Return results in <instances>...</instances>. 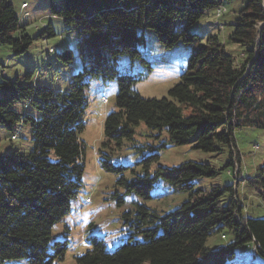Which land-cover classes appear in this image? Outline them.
I'll use <instances>...</instances> for the list:
<instances>
[{
  "label": "trees",
  "instance_id": "1",
  "mask_svg": "<svg viewBox=\"0 0 264 264\" xmlns=\"http://www.w3.org/2000/svg\"><path fill=\"white\" fill-rule=\"evenodd\" d=\"M224 1L50 2L51 15L76 33L81 70L71 75L64 92L6 79L0 82V127L15 140L16 129L26 127L32 143L28 155L0 154V263L56 264L64 258L67 241L52 242L51 231L68 214L82 187L85 149L80 138L81 118L91 79L115 81L117 86L116 111L103 124V147L130 141L134 128L143 123L166 137L164 149L166 144L191 145L203 153H216L225 147L229 151L225 168H236L240 158L235 132L245 127L264 131V0H247L231 25L228 40L242 51L237 65L216 35L204 37L198 29L205 11L215 8L216 17ZM145 29L165 49L179 43L195 48L167 98L141 97L134 90L139 79L116 70L122 56L146 66L138 50L144 39L138 31ZM44 34L54 35L50 25L43 27L40 37ZM30 44L12 5L0 0V45L18 56ZM64 57L66 63L72 60L70 50ZM147 67L150 72L151 66ZM30 77L26 75L27 81ZM157 158V154L146 158L145 170ZM102 165L109 172L119 171L108 156ZM216 172L206 164L189 161L158 167L151 175L146 172L130 182L122 179L126 193L142 200L151 199L150 191L159 182L186 192L188 199L162 216L137 205L133 214L123 216L128 236L121 245L109 252L101 240L93 239L91 249L76 257L75 264H230L232 248L245 244H252L264 258V219L242 214L231 187L205 192L195 186V180L214 177ZM246 184L264 201V165ZM222 227L232 232L233 243L207 249L212 230L219 232Z\"/></svg>",
  "mask_w": 264,
  "mask_h": 264
},
{
  "label": "rangeland",
  "instance_id": "2",
  "mask_svg": "<svg viewBox=\"0 0 264 264\" xmlns=\"http://www.w3.org/2000/svg\"><path fill=\"white\" fill-rule=\"evenodd\" d=\"M7 1L14 8L25 35L31 39V44L24 54L18 56H14L8 46L0 45V82L6 79L19 84L25 82L60 92L66 91L71 75L81 70V59L73 27L52 16L49 11L50 2L58 4L59 0ZM246 1L225 0L222 4L225 13L218 21L215 8H210L198 23V29L204 37H218L226 51L234 57L236 65L242 60L241 47L234 46L228 37L232 32L231 25L245 7ZM22 4L26 5L25 8H21ZM46 25L52 27L54 35L48 37L44 34L40 37ZM138 33L144 38L138 50L146 66L140 60L131 61L127 56H122L117 61L116 70L120 75L139 79L134 90L141 97L167 98L168 90L179 82L182 69H187L188 60L195 48L179 43L172 49H165L151 30H139ZM66 50H70L72 54V60L68 63L63 61ZM148 64L151 66L150 72L146 69ZM27 74H31L29 81L26 79ZM116 90L115 81L104 82L101 79H91L86 90V110L81 118L84 128L80 135L85 149L82 187L71 201L68 214L52 228V242L67 241L64 258L56 264H75L76 257L91 249L93 239L101 240L105 249L113 252L128 236L123 225L124 214H133L137 205H143L154 214L162 216L186 201V192L168 189L163 182H159L150 191L149 201L142 200L133 193H126L122 179L130 182L146 172L151 175L158 167L171 168L189 161L206 164L217 171L216 175L195 180L197 188L209 192L215 187H231L235 190L242 214L250 218L264 219V201L246 184V180L254 177L256 170L264 165L263 130L245 127L235 132V145L240 160L235 162L236 168L228 169L225 168L229 155L227 148L220 147V151L216 153H203L194 150L191 145L166 144L164 149L161 146L167 142L166 137L157 135L155 130L147 129L143 123L134 128L130 141L123 140L119 146L112 143L105 148L103 124L106 116L116 111ZM16 137V140L11 138V133L0 127V154L28 155L31 152L29 130L26 127L16 129ZM153 154H157L158 158L149 163L145 170L144 161ZM106 156L118 172H109L103 167L102 161ZM120 198L122 204L118 205ZM233 241L232 232L222 227L219 232L212 230L205 246L214 251L231 245ZM232 252L230 264H264V258L252 244L232 248ZM0 264L26 263L5 261Z\"/></svg>",
  "mask_w": 264,
  "mask_h": 264
},
{
  "label": "built area",
  "instance_id": "3",
  "mask_svg": "<svg viewBox=\"0 0 264 264\" xmlns=\"http://www.w3.org/2000/svg\"><path fill=\"white\" fill-rule=\"evenodd\" d=\"M23 5V4H22ZM21 5V6H22ZM225 12V9H217L216 10V17H220L223 13ZM104 102H106V100L104 101Z\"/></svg>",
  "mask_w": 264,
  "mask_h": 264
},
{
  "label": "bare ground",
  "instance_id": "4",
  "mask_svg": "<svg viewBox=\"0 0 264 264\" xmlns=\"http://www.w3.org/2000/svg\"><path fill=\"white\" fill-rule=\"evenodd\" d=\"M25 6H26V5H22V8H25ZM219 9H221V8H219ZM183 71H184V70L182 69V72H183ZM104 101H105V100H104ZM13 139H14V137H13Z\"/></svg>",
  "mask_w": 264,
  "mask_h": 264
},
{
  "label": "crops",
  "instance_id": "5",
  "mask_svg": "<svg viewBox=\"0 0 264 264\" xmlns=\"http://www.w3.org/2000/svg\"><path fill=\"white\" fill-rule=\"evenodd\" d=\"M25 5V4H24ZM21 8H22V6H21Z\"/></svg>",
  "mask_w": 264,
  "mask_h": 264
}]
</instances>
